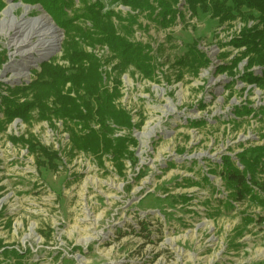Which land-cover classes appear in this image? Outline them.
<instances>
[{
    "label": "rangeland",
    "instance_id": "1",
    "mask_svg": "<svg viewBox=\"0 0 264 264\" xmlns=\"http://www.w3.org/2000/svg\"><path fill=\"white\" fill-rule=\"evenodd\" d=\"M0 2V117L6 100L33 99V91L16 95L15 87L29 85L43 62L70 68L65 56L76 47L99 59L105 86L117 83L114 102L130 121L114 125L112 134L128 139L121 170L111 152L75 148L64 120L42 119L38 107H28V121L16 117L0 128V241L23 253L6 257L0 249V264H264V192L234 201L220 174L227 157L242 168L241 154L264 147V84L246 79L248 70L262 74V67L248 69L244 58L232 69L219 68L240 57L233 38L254 19L245 21L246 12L230 22L211 11L195 16L180 0L185 19L164 27L156 12L73 0L67 11L78 17L66 31L41 3ZM94 3L100 14L114 13L119 30L120 18L136 15L129 38L147 46L150 77L135 66L113 69L118 59L111 48L82 35L93 32L86 13ZM25 6L29 19L48 14L60 34L53 51L44 46L26 59L16 45L22 36L7 29ZM193 44L209 59L197 74L178 61ZM11 135L23 136L24 145ZM32 142L58 152L55 168L37 166L44 157L29 153Z\"/></svg>",
    "mask_w": 264,
    "mask_h": 264
},
{
    "label": "trees",
    "instance_id": "2",
    "mask_svg": "<svg viewBox=\"0 0 264 264\" xmlns=\"http://www.w3.org/2000/svg\"><path fill=\"white\" fill-rule=\"evenodd\" d=\"M122 2L138 13L147 12L152 15L156 12L161 25L168 27L171 20L176 21L177 17L185 19L184 13L179 10L180 0H113ZM182 1V0H181ZM184 1V0H183ZM27 2L41 3L43 7L53 16V19L63 28L69 30L72 20L67 9L73 6V0H27ZM98 2V1H96ZM186 5L193 15H197L200 10L211 11L213 17H218L222 22H230L238 15L245 13V21L254 19L253 26L246 25L241 29L240 36L233 38L232 43L242 48L240 57H236L231 65L220 66L221 71L237 66L241 59L247 58V68L255 65L262 67V74H257L253 70L246 72V79L264 84V0H185ZM97 4H90L87 7L86 16L93 22V32L86 34L85 38H91L93 43L108 45L114 52L118 62L114 65L115 70H124L129 66H135L146 76L152 75L151 57L147 52V46L130 39L133 33L136 15L129 14L130 17L120 18L122 28L114 25L112 16L114 13L107 12L100 14ZM2 2H0V8ZM248 16V17H247ZM121 17V16H119ZM126 22V23H125ZM81 35V36H82ZM1 55V53H0ZM70 61L71 67L55 64L53 62H43L41 70L36 72V78L25 87H15V94L19 95L28 89L33 91L31 101L21 102L18 100H6L5 112L0 117V128L5 130L4 124L13 121L16 117H21L24 121L29 120L28 107L40 109L42 119L59 118L64 120L70 130L73 146L78 149L90 151L101 156L111 152L116 160L118 168L121 170L120 159L128 151L127 138H114L115 126H129L130 121L126 112L117 107L115 99L119 96L117 83L112 88H108L103 83V75L100 70L99 59L92 54L74 48L67 53L65 59ZM206 53L197 49L196 45H189L185 53L180 56L179 62L184 66H189V70L197 74L199 68L206 65L208 61ZM77 65V67H73ZM70 87H66L67 83ZM35 92V94H34ZM74 93V95H73ZM53 98V105H48V100ZM247 108V107H245ZM251 109V108H249ZM247 109V110H249ZM75 123L76 125L69 126ZM92 124L99 127L94 129ZM115 125V126H114ZM74 126V127H73ZM90 128L88 132L84 130ZM9 139L13 143L21 142L24 145V137L11 135ZM29 153H36L38 157L36 163L39 165H52L53 160L58 157V152H49L44 146L37 143L29 145ZM240 161L242 168L227 157L224 161V169L221 175L225 180L230 195L234 201H243L257 196V190L264 192V178L259 174H264V147H256L241 154ZM257 189V190H256ZM144 230H148L144 222H140ZM2 254L8 256H23L19 249H8L0 241Z\"/></svg>",
    "mask_w": 264,
    "mask_h": 264
},
{
    "label": "bare ground",
    "instance_id": "3",
    "mask_svg": "<svg viewBox=\"0 0 264 264\" xmlns=\"http://www.w3.org/2000/svg\"><path fill=\"white\" fill-rule=\"evenodd\" d=\"M18 8H12L13 13L16 14ZM26 11L21 16L20 19L10 18L9 24H7V29L9 31L15 32L16 36H22V39L19 40L16 45L18 48H22L21 55L28 58L30 55L37 52L42 47L46 46L50 48L46 52H51L55 47H57L60 42L59 28L56 24L53 23L51 17L42 11V13L33 18L29 19V12L31 7L25 6ZM10 9L3 12L4 15H9ZM38 40L40 43L33 49L26 47L33 42ZM46 49V48H44Z\"/></svg>",
    "mask_w": 264,
    "mask_h": 264
},
{
    "label": "built area",
    "instance_id": "4",
    "mask_svg": "<svg viewBox=\"0 0 264 264\" xmlns=\"http://www.w3.org/2000/svg\"><path fill=\"white\" fill-rule=\"evenodd\" d=\"M251 26V24H249Z\"/></svg>",
    "mask_w": 264,
    "mask_h": 264
}]
</instances>
